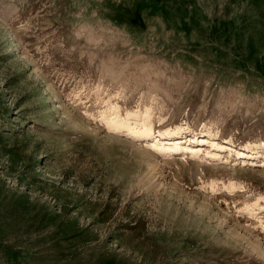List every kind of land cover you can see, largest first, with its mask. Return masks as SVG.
Instances as JSON below:
<instances>
[{"label":"rangeland","instance_id":"rangeland-1","mask_svg":"<svg viewBox=\"0 0 264 264\" xmlns=\"http://www.w3.org/2000/svg\"><path fill=\"white\" fill-rule=\"evenodd\" d=\"M261 144L264 0H0V264H264Z\"/></svg>","mask_w":264,"mask_h":264},{"label":"trees","instance_id":"trees-1","mask_svg":"<svg viewBox=\"0 0 264 264\" xmlns=\"http://www.w3.org/2000/svg\"><path fill=\"white\" fill-rule=\"evenodd\" d=\"M4 182L0 179V210L4 211L6 217L12 220L24 221L28 227H34V224H43L44 226L53 225V229L48 234V239L52 246L61 249L59 241H67L68 247L76 245H84L92 241L94 235L87 227L80 226L75 220H57L55 216L46 213H37V208L33 205L28 196L25 194H5L2 191ZM2 191V192H1ZM104 211L113 213L111 204L107 202L104 205ZM130 229L135 231L139 227H144L143 220L132 216L128 224Z\"/></svg>","mask_w":264,"mask_h":264},{"label":"snow or ice","instance_id":"snow-or-ice-1","mask_svg":"<svg viewBox=\"0 0 264 264\" xmlns=\"http://www.w3.org/2000/svg\"><path fill=\"white\" fill-rule=\"evenodd\" d=\"M150 111V110H149ZM127 119L129 120L130 126L131 127H135V124H139V126L141 128H143V130L145 132L149 131V128L147 127V113L145 114V119L144 122L141 123L140 122V116H139V112L138 111H133V112H129L126 114ZM170 131V130H169ZM137 133L135 130L130 132V135L135 136ZM161 135L163 134H167V133H160ZM251 145H245V147H250ZM260 147H264V144L259 145ZM260 199L264 200V197H260Z\"/></svg>","mask_w":264,"mask_h":264}]
</instances>
